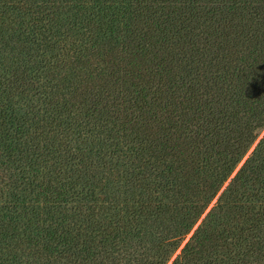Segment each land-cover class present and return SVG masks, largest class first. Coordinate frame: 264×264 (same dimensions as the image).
Returning a JSON list of instances; mask_svg holds the SVG:
<instances>
[{"label": "trees", "instance_id": "16d2710c", "mask_svg": "<svg viewBox=\"0 0 264 264\" xmlns=\"http://www.w3.org/2000/svg\"><path fill=\"white\" fill-rule=\"evenodd\" d=\"M0 264H264V0H0Z\"/></svg>", "mask_w": 264, "mask_h": 264}, {"label": "rangeland", "instance_id": "374dc122", "mask_svg": "<svg viewBox=\"0 0 264 264\" xmlns=\"http://www.w3.org/2000/svg\"><path fill=\"white\" fill-rule=\"evenodd\" d=\"M241 164V163H240ZM238 167H239V165H238ZM214 202V200L210 203V205H209V207L212 205V203ZM191 234V233H190ZM190 234H188V236H187V238L190 236ZM186 238V239H187ZM179 251V249L177 250V252Z\"/></svg>", "mask_w": 264, "mask_h": 264}]
</instances>
